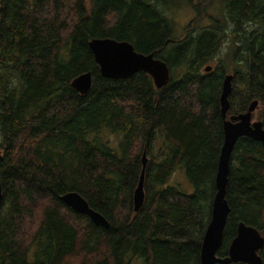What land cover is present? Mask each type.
Here are the masks:
<instances>
[{"label":"trees","instance_id":"16d2710c","mask_svg":"<svg viewBox=\"0 0 264 264\" xmlns=\"http://www.w3.org/2000/svg\"><path fill=\"white\" fill-rule=\"evenodd\" d=\"M214 1L187 0L194 17L175 37L162 0H0V264H200L229 68L228 115L258 101L264 129V0H218L219 18L208 14ZM96 38L153 54L169 83L157 89L144 72L102 78ZM86 72L92 87L80 95L70 83ZM178 170L191 191L171 182ZM68 192L109 227L64 205ZM225 197L219 258L240 222L264 237V143L237 140Z\"/></svg>","mask_w":264,"mask_h":264},{"label":"water","instance_id":"95a60500","mask_svg":"<svg viewBox=\"0 0 264 264\" xmlns=\"http://www.w3.org/2000/svg\"><path fill=\"white\" fill-rule=\"evenodd\" d=\"M89 49L99 67L100 75L104 79L123 80L138 72H144L152 78L157 89L165 87L170 81L169 68L163 61L156 59L153 54L144 55L136 52L128 42H120L110 38H96L89 42ZM204 71L209 73L211 66L205 67ZM232 78L233 75H226L222 82L220 111L223 120V143L215 175V194L211 205L210 221L200 248V264H263L259 252L264 248V237L256 228L242 222L237 226L236 236L229 245L227 256L224 258L217 256L222 245L223 231L230 212L225 195L232 151L237 140L242 137L264 143V129L261 122H252V114L258 106V101H253L245 113L228 115L230 108L228 97L232 89ZM70 86L80 95L87 94L92 87L91 73L86 72L77 76L72 80ZM146 164L147 158L144 153L141 175L133 193V210L135 213L139 211L144 202L143 182ZM59 199L75 213L86 216L96 227L103 229L109 227L108 221L100 213L91 209L78 193L68 192L61 195ZM1 201L0 187V203Z\"/></svg>","mask_w":264,"mask_h":264},{"label":"rangeland","instance_id":"374dc122","mask_svg":"<svg viewBox=\"0 0 264 264\" xmlns=\"http://www.w3.org/2000/svg\"><path fill=\"white\" fill-rule=\"evenodd\" d=\"M165 3V6L170 10H166L168 16H170L174 29V36L180 37L183 34L184 28L194 17V11L187 2V0H162ZM222 4L217 0L214 1V4L209 8L208 14L214 18H219L221 13ZM207 23V21H205ZM205 23V24H206ZM228 46L226 45L225 48ZM225 60L229 61L225 58ZM212 65V64H209ZM229 68V67H228ZM228 73H231L230 68L228 69ZM258 121L257 113L252 114V122ZM171 182L179 185L183 188L184 191H191L187 180L185 179L183 173L181 171H176L171 178Z\"/></svg>","mask_w":264,"mask_h":264},{"label":"bare ground","instance_id":"6f19581e","mask_svg":"<svg viewBox=\"0 0 264 264\" xmlns=\"http://www.w3.org/2000/svg\"><path fill=\"white\" fill-rule=\"evenodd\" d=\"M231 94V93H230ZM229 98V97H228ZM263 127V126H262ZM233 264V263H232ZM235 264V263H234Z\"/></svg>","mask_w":264,"mask_h":264}]
</instances>
